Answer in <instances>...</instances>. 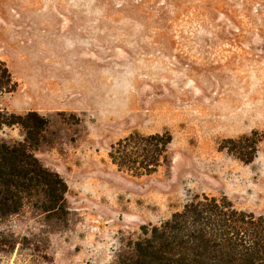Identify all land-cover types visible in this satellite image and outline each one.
I'll use <instances>...</instances> for the list:
<instances>
[{"label":"rangeland","instance_id":"1","mask_svg":"<svg viewBox=\"0 0 264 264\" xmlns=\"http://www.w3.org/2000/svg\"><path fill=\"white\" fill-rule=\"evenodd\" d=\"M0 62V112L47 120L33 154L67 185L65 215L26 204L0 221V264H121L198 195L264 213V0H0ZM164 132L151 175L111 162L121 139ZM253 132L251 163L221 149Z\"/></svg>","mask_w":264,"mask_h":264},{"label":"trees","instance_id":"2","mask_svg":"<svg viewBox=\"0 0 264 264\" xmlns=\"http://www.w3.org/2000/svg\"><path fill=\"white\" fill-rule=\"evenodd\" d=\"M13 90L11 74L0 62V95ZM14 125L25 136L21 142L0 140V221L18 214L26 204L50 215H65V181L33 154L47 120L36 112H0V129ZM262 139L253 132L224 140L221 149L249 164ZM171 140L169 132L133 133L111 147L109 158L118 169L134 176L151 175L169 162ZM142 231V238L130 244L132 252L121 264H264V213L238 210L226 197L195 196L168 220L143 226Z\"/></svg>","mask_w":264,"mask_h":264}]
</instances>
